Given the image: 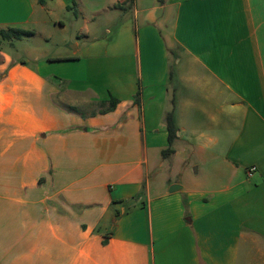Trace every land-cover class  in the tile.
<instances>
[{"label": "crops", "instance_id": "crops-1", "mask_svg": "<svg viewBox=\"0 0 264 264\" xmlns=\"http://www.w3.org/2000/svg\"><path fill=\"white\" fill-rule=\"evenodd\" d=\"M63 8L71 55L2 44L0 264H264V0H0V30ZM168 114L208 183H159Z\"/></svg>", "mask_w": 264, "mask_h": 264}, {"label": "rangeland", "instance_id": "rangeland-1", "mask_svg": "<svg viewBox=\"0 0 264 264\" xmlns=\"http://www.w3.org/2000/svg\"><path fill=\"white\" fill-rule=\"evenodd\" d=\"M73 20L75 21L73 11L64 8L60 9V11L56 10L51 15L44 13L35 16L29 23H25L21 27V29L32 31L33 35L25 36L21 40H15L13 42L14 45L9 46L7 50L19 61L28 60L33 67H36L34 66L36 63L33 61L32 55L40 54L51 57L71 55L73 52L69 49L68 45H71V37L73 39L76 37L73 32L76 24H73ZM98 52L95 48L92 53ZM75 109L80 112H89L94 107L78 106ZM173 148L174 151L175 149H179V153L172 157L173 162L170 163L172 164L170 169L166 167L165 170L159 171L156 174L160 184H168L170 179L187 186L192 185V181L195 182V180L208 183L212 174L216 173V164L210 163V160L199 162L196 157L189 153V150H184L186 147L180 146V144L179 146H173ZM198 168H201V171L196 174V169ZM154 184L157 185L158 182Z\"/></svg>", "mask_w": 264, "mask_h": 264}, {"label": "trees", "instance_id": "trees-1", "mask_svg": "<svg viewBox=\"0 0 264 264\" xmlns=\"http://www.w3.org/2000/svg\"><path fill=\"white\" fill-rule=\"evenodd\" d=\"M41 2H43V0H40ZM33 35V32L30 30H25V29H21V28H9L7 30H0V55H1V50H2V44L3 42L7 41V42H14L15 40H21L23 37L25 36H31ZM140 95V93H139ZM138 100V98H137ZM118 104V100L115 98H111V100L109 101V105L108 108L105 111H112L116 108ZM167 129L169 132V146L163 150V156L167 157L169 155H171L172 153H174V148H173V143L177 137V129L176 126L174 124V120H173V115L172 114H168L167 115ZM129 201H134V198H132ZM106 243V241H105Z\"/></svg>", "mask_w": 264, "mask_h": 264}, {"label": "built area", "instance_id": "built-area-1", "mask_svg": "<svg viewBox=\"0 0 264 264\" xmlns=\"http://www.w3.org/2000/svg\"><path fill=\"white\" fill-rule=\"evenodd\" d=\"M255 171H256V167L255 166L250 168V170L248 171L249 176H252Z\"/></svg>", "mask_w": 264, "mask_h": 264}]
</instances>
